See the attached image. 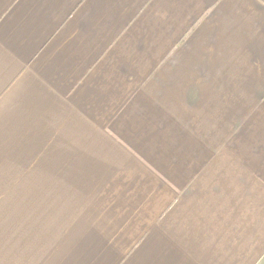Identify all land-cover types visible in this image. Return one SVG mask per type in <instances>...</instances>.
<instances>
[{
	"label": "crops",
	"instance_id": "1",
	"mask_svg": "<svg viewBox=\"0 0 264 264\" xmlns=\"http://www.w3.org/2000/svg\"><path fill=\"white\" fill-rule=\"evenodd\" d=\"M0 264H264V0H0Z\"/></svg>",
	"mask_w": 264,
	"mask_h": 264
}]
</instances>
